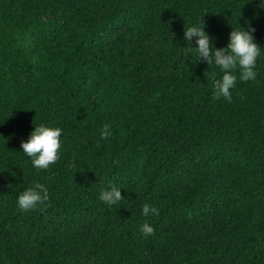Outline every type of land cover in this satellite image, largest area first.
<instances>
[{"label": "trees", "instance_id": "trees-1", "mask_svg": "<svg viewBox=\"0 0 264 264\" xmlns=\"http://www.w3.org/2000/svg\"><path fill=\"white\" fill-rule=\"evenodd\" d=\"M250 2L0 0V264H264V55L217 100L223 73L183 39L199 25L224 48L250 22L264 48ZM39 124L63 129L46 170L21 148ZM36 183L48 201L20 211Z\"/></svg>", "mask_w": 264, "mask_h": 264}, {"label": "clouds", "instance_id": "clouds-1", "mask_svg": "<svg viewBox=\"0 0 264 264\" xmlns=\"http://www.w3.org/2000/svg\"><path fill=\"white\" fill-rule=\"evenodd\" d=\"M251 0L250 3H254ZM258 8L264 9V0H260ZM232 27L229 34V42L224 48H213V37L206 31L205 27L199 25L188 26L184 30L183 39L189 45L184 47L188 53H195L198 60L203 59L208 65H215L223 73L216 78L212 73L213 79V97L214 99L224 98L228 102L232 100V90L235 89L237 80L241 82L255 81L258 76L257 61L264 55V48L257 44L251 27ZM193 42L195 47L192 46ZM238 73V75H237ZM63 129L59 126H50L46 124L35 125L29 138L22 142V153L31 159L32 167L37 170H46L50 165L55 164L60 158L62 149ZM113 135L112 125L104 124L100 133L102 140H107ZM49 199L48 188L40 183H36L22 191L16 200L17 207L22 212H30L44 205ZM98 199L106 205L112 206L124 199L121 188L112 186L110 189H101ZM143 216L159 215V210L145 204L142 208ZM140 231L144 236L154 234V228L144 223L140 226Z\"/></svg>", "mask_w": 264, "mask_h": 264}]
</instances>
